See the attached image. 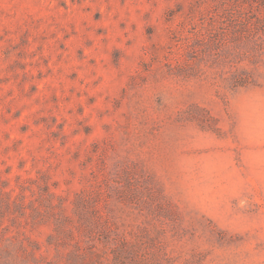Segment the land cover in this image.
Returning a JSON list of instances; mask_svg holds the SVG:
<instances>
[{
    "label": "rangeland",
    "instance_id": "374dc122",
    "mask_svg": "<svg viewBox=\"0 0 264 264\" xmlns=\"http://www.w3.org/2000/svg\"><path fill=\"white\" fill-rule=\"evenodd\" d=\"M0 264H264V0H0Z\"/></svg>",
    "mask_w": 264,
    "mask_h": 264
}]
</instances>
